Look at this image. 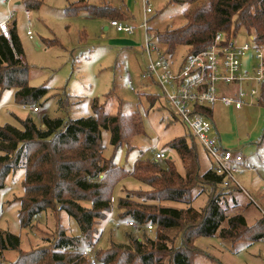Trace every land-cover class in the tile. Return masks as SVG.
<instances>
[{
	"label": "trees",
	"instance_id": "obj_1",
	"mask_svg": "<svg viewBox=\"0 0 264 264\" xmlns=\"http://www.w3.org/2000/svg\"><path fill=\"white\" fill-rule=\"evenodd\" d=\"M195 1L168 0V3L192 4ZM206 1L209 17L188 15L179 28H165L163 32L152 34L167 56L175 57L179 46L187 48L185 55H194L204 50L215 35L222 34L232 40L240 28L252 36L256 45L263 42L264 0ZM39 2L25 0L24 8L36 9ZM79 11L94 18L130 21L121 8L104 2L90 5L79 1L65 9L69 15ZM9 27V40L0 34V91L14 89V100L18 104L33 106L47 94V88L28 85V64L15 22ZM105 98L107 101L115 98L114 87ZM147 99L152 104L161 102L159 109L167 111L169 119L178 120L157 95ZM255 100L256 106L264 107V78ZM91 105L92 116L88 118L64 121L44 115L42 129L30 118L17 119L19 128L7 124L0 126V189L4 179L14 170L24 171L23 196L19 199L17 213L20 228L30 231L35 227L36 218L46 211L54 217L66 213L79 228L77 237H66L56 225L51 247L27 252L20 250L17 235L1 230L0 253L17 252L16 260L10 264H91L93 259L100 264H190L194 253L192 243L200 236H217L221 240H241L249 244L264 240V215L246 222L247 207L241 206L236 198L239 187L223 186V178L212 169L198 174L197 154L188 143V137L192 142L195 139L187 129L186 135L168 144L184 166L183 176L170 160L164 159L162 163L155 159L137 160L132 171L126 172L104 158L100 130L108 131L113 149L123 145L128 149L132 136L142 132L141 119L136 112L123 114L120 102L114 113L107 112L97 99ZM205 112L208 117L210 111ZM125 177L138 180L147 190L134 195L126 193L113 205V189ZM202 193L207 194V204L199 210L193 209L192 202ZM84 202L89 208L82 206ZM168 202L183 207L162 206ZM114 206L121 222L133 223L134 227H130L133 231L138 226L142 228L141 240L126 234L123 245L111 243L104 251L86 254L83 250L89 248L91 252L95 243V225L105 220ZM177 238L181 240L179 247H175Z\"/></svg>",
	"mask_w": 264,
	"mask_h": 264
},
{
	"label": "rangeland",
	"instance_id": "obj_2",
	"mask_svg": "<svg viewBox=\"0 0 264 264\" xmlns=\"http://www.w3.org/2000/svg\"><path fill=\"white\" fill-rule=\"evenodd\" d=\"M3 1L0 0V21H5L7 18V5ZM23 1L25 0H13L8 5V8L15 12V18L10 24L15 22L20 45L28 64V85L35 88L45 86L47 94L33 105L37 107V110L33 111V106H21L14 100V89L0 91V126L7 124L19 128L17 119L30 118L37 128L42 129L41 119L44 115L50 119L64 121L88 118L92 116L93 100L97 99L98 103L111 113L117 110L120 102V110L123 114L135 112L138 114L142 121V132L132 136L128 149L124 145L113 149L108 131L100 130L104 158L112 160L118 168L130 172L137 160L152 161L156 153H161L164 161L170 160L176 171L183 176L184 166L168 144L169 141L186 135V128L179 120L174 119V123H166V120L170 121V115L167 111L159 109L161 102L149 103L148 96L157 95L159 90L140 78L139 48L129 51L121 45L115 46L109 42L116 36L112 28L104 31L103 27L108 26L105 20L91 18L84 11L74 15L65 13V6L80 0H67L68 2L41 0L37 9L24 8ZM83 1L92 5L99 4L98 0ZM108 1L116 7L119 3L121 5V0ZM17 2L19 7L16 5ZM148 2L154 11L148 15L147 24L152 34L157 31L163 32L165 28H179L188 15L194 14L198 18L209 17V3L206 0H197L192 4H174L168 3V0H148ZM25 9L29 12L31 24L24 20L22 13ZM129 14L130 21L126 22L129 26L137 27L143 23L140 0H135L132 14ZM27 31L31 33L30 38L26 35ZM232 38L237 47L246 43L256 45L252 36L242 28ZM262 39L263 42L258 46L264 48V30ZM46 41H58V44L48 45ZM186 53L187 48L179 46L175 57L182 58ZM128 82L131 83L134 91L128 89ZM112 87L115 98L107 101L105 95L112 90ZM237 88L235 85H226L221 87V91L226 94L236 91ZM211 112L214 124L212 136L222 138L228 136V139L238 141L236 147L242 148L241 154L244 153L249 157L243 166L254 169L249 171L245 168L242 173L234 176L240 190L236 192V198L241 206L247 207V222L250 223L260 214H264L261 208L263 206L257 198L261 190L260 186H263L260 177L257 176H261L260 172L264 171V107L247 108L246 106L242 111H235L232 108L214 105ZM188 143L195 148L197 154L198 174L201 175L212 169L211 160L199 143L196 140L192 142L189 137ZM163 159L159 160V163L164 162ZM23 178L24 171L18 168L4 179V186L0 189V231L17 235L20 250L24 252L51 247L55 240L56 225L62 228L60 230L64 231L66 237H77L79 228L64 212L58 217H54L48 211L42 212L35 220V227L30 231L20 228L17 213L19 199L23 196ZM144 190L147 189L141 182L125 177L113 189L112 204L116 205L126 193L134 195ZM206 204L207 194L202 193L192 202L191 207L199 210ZM82 206L89 208L88 203L85 202ZM162 206L177 209L183 207L172 202L162 203ZM117 215L114 206L106 219L95 225L96 239L91 252L86 248L88 254L104 251L111 243L123 245L126 234L137 238V241L141 240L139 237L143 232L142 228L138 226L133 231L125 226L126 221L121 222ZM175 240V247H179L180 238ZM192 250L194 253L190 264H263L260 256L261 252H264L263 243L249 244L241 240L229 242L217 236H200L192 243ZM16 258L17 252L4 251L0 253V264H10ZM96 264L100 263L96 260Z\"/></svg>",
	"mask_w": 264,
	"mask_h": 264
},
{
	"label": "built area",
	"instance_id": "obj_3",
	"mask_svg": "<svg viewBox=\"0 0 264 264\" xmlns=\"http://www.w3.org/2000/svg\"><path fill=\"white\" fill-rule=\"evenodd\" d=\"M13 0H4L7 5L5 21H0V34L10 39L9 24L15 18V12L8 8ZM142 0L143 23L138 28L142 32L139 58L141 63L140 78L158 88L157 96L167 103L175 117L184 124L203 149L213 165L212 170L223 178V186L239 184L234 177L244 171L242 155L237 151L225 149L218 136H212L214 129L211 108L216 104L241 110L243 106L255 105L258 89L264 78V48L248 43L237 47L233 40H227L222 34L215 35L207 47L194 55L182 58L167 56L149 31L148 15L150 6ZM22 15L30 23L28 10ZM109 26L116 32L133 35L135 28L128 27L118 20L109 21ZM30 38V31L26 32ZM253 57L249 70L241 68L243 59ZM235 85L237 90L223 93L221 87ZM128 89L131 83L127 84ZM209 110L208 117L205 110ZM33 108V111H36ZM163 154L156 153L155 160L163 159ZM251 170V169H249ZM125 226L134 227L126 222ZM148 229H150L148 227ZM88 254L86 251H84ZM91 264H96L93 259Z\"/></svg>",
	"mask_w": 264,
	"mask_h": 264
},
{
	"label": "crops",
	"instance_id": "obj_4",
	"mask_svg": "<svg viewBox=\"0 0 264 264\" xmlns=\"http://www.w3.org/2000/svg\"><path fill=\"white\" fill-rule=\"evenodd\" d=\"M33 1H38V0H33ZM80 1H83V0H80ZM113 1V0H112ZM141 1V10H142V0H140ZM145 1H147L146 3L150 6V8H151V5L149 4V2H148V0H145ZM25 2V1H24ZM23 2V3H24ZM66 2H68L67 0H66ZM77 2H79V1H77ZM83 2H85V3H88L87 1H83ZM108 3L110 6H112V7H114V8H121L124 12H126L127 14H128V17H129V19H130V14L129 13H131L132 14V8L134 7V4H135V0H126L125 2L123 1V0H121V5H120V3H119V5L116 7V6H113L111 3H110V1H108V0H98V3L99 4H101V3ZM40 3H41V0H40V2H39V4H38V7L40 6ZM73 3H76V2H72L71 4H73ZM71 4H66L67 6H65V9H67V7L69 6V5H71ZM89 4V3H88ZM99 4H93V5H99ZM18 7H19V3L17 2V4H16ZM21 5V4H20ZM90 5H92V4H90ZM23 7H24V4H23ZM37 7V8H38ZM36 8V9H37ZM151 10H152V8H151ZM65 11V10H64ZM130 11V12H129ZM80 12V11H79ZM154 11H152V13H153ZM78 13V12H77ZM76 13V14H77ZM151 13V14H152ZM72 15H74V14H72ZM150 15V14H149ZM133 16V15H132ZM23 17H24V15H23ZM91 17V16H90ZM91 18H94V17H91ZM26 18L24 17V20H25ZM94 19H98V20H105V22H107V27L106 26H104L103 28H104V31H107V30H109V28H112L111 26H109V21H111V20H109V19H106V18H102V19H100V18H94ZM14 20V19H13ZM148 20H149V18H148ZM27 21V20H26ZM120 23H122V24H126V22L125 21H120V20H118ZM27 23H28V21H27ZM28 24H31V22L30 23H28ZM126 26H128V27H131V28H135V31H134V33H133V35H126V34H124V33H120V32H116V30L114 29V28H112L113 30H114V34H115V39H111L109 42H112L115 46H118V45H121V46H123L125 49H127V50H129V51H135V48H139L140 47V45H141V38H142V32H141V30L138 28V26L137 27H132L131 25L129 26V24H126ZM137 30H139L138 31V33H137ZM136 32V33H135ZM47 43L48 42H50V43H48V45H56L57 46V44H58V41H46ZM128 51V52H129ZM139 53V52H138ZM139 55V54H138ZM139 58V57H138ZM140 59V58H139ZM253 65V57L251 56V55H248V57H247V59H243V61H242V64H241V68L242 69H244V70H249L250 68H251V66ZM139 67H140V69H141V64L139 65ZM254 101H256V100H254ZM216 106H223V105H221V104H216ZM252 106H256V105H252ZM244 107H246V106H243L242 107V109L244 108ZM251 106H247V108H250ZM226 108V107H225ZM228 108H232V107H228ZM232 109H234V108H232ZM242 109L241 110H235V111H242ZM211 111V110H210ZM212 113V112H211ZM212 117V116H211ZM174 120H171L170 119V121L168 122V124L169 123H174L173 122ZM213 126H214V124H213ZM218 139H219V142L221 143V145L223 146V147H225V148H228V147H231V148H237V149H234V151H237L238 153H240L241 154V151H240V149H242V148H239V147H236V143L238 144V141H236V140H232V139H228V136L227 137H224V138H222V137H218ZM243 154V155H242ZM241 155H242V163H243V165L246 163L245 161H247L248 159H249V157H248V155H244V153H242ZM248 163H250V162H248ZM247 170H249V169H251V170H249V171H254V169L253 168H246ZM242 173V172H241ZM260 175L261 176H257V177H260V179H261V185H263V186H260V191H259V194H258V200H259V203H261L262 204V206L263 207H261L263 210H264V171H261L260 172ZM262 212H264V211H262ZM264 215V214H263ZM247 216L248 215H246L245 216V218H246V222H247ZM259 217V216H258ZM256 243H263L264 244V240H261V241H258V242H256ZM260 256H262V259H261V261H262V263L264 264V252H261V255Z\"/></svg>",
	"mask_w": 264,
	"mask_h": 264
},
{
	"label": "bare ground",
	"instance_id": "obj_5",
	"mask_svg": "<svg viewBox=\"0 0 264 264\" xmlns=\"http://www.w3.org/2000/svg\"><path fill=\"white\" fill-rule=\"evenodd\" d=\"M29 38V37H28ZM136 227V226H135Z\"/></svg>",
	"mask_w": 264,
	"mask_h": 264
}]
</instances>
